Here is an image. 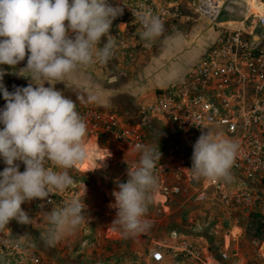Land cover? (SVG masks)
<instances>
[{"label":"clouds","instance_id":"obj_1","mask_svg":"<svg viewBox=\"0 0 264 264\" xmlns=\"http://www.w3.org/2000/svg\"><path fill=\"white\" fill-rule=\"evenodd\" d=\"M125 6L123 0L115 6L109 0H0V65L15 69L27 57L26 66L15 74L30 80L27 87L14 86L9 92L3 83L7 73L0 69V94L6 101L0 108V157L7 166L0 171V230L12 220L32 224L24 203L48 200L77 183L68 170L88 157V126L77 103L55 85L81 69L106 65L116 58V38L110 30ZM131 10L146 45L164 36L159 15L143 5ZM102 37L107 41L100 47ZM46 83L50 86L45 87ZM134 147L140 153L138 164L129 167L126 182L115 181L118 190L112 192L115 204L111 207L117 209L113 224L120 225L125 235L150 227L145 216L150 193L157 187L154 173L161 158L156 144ZM238 149L232 140L204 132L193 145L192 167L186 170L197 179L231 182ZM18 161L26 166L25 171H20ZM48 202L54 207L42 213L50 227L41 239L45 246L55 247L88 220L86 205L78 198L63 207Z\"/></svg>","mask_w":264,"mask_h":264},{"label":"crops","instance_id":"obj_2","mask_svg":"<svg viewBox=\"0 0 264 264\" xmlns=\"http://www.w3.org/2000/svg\"><path fill=\"white\" fill-rule=\"evenodd\" d=\"M123 20L125 21L117 20L116 28L119 30H125L120 26L125 25ZM167 37L171 38L167 44L163 42L164 39L151 43L150 54H147L148 60H145L146 56L141 59L140 54L129 58L126 51L117 48L116 58L109 64H97L81 69L71 79L57 83L55 87L77 103L80 115L84 108L90 106L122 113L140 124L149 135L151 145L158 146L160 156L167 155L171 159H180L186 155V150L180 147L172 130L153 118L140 116L138 111L141 106L150 105L155 101L157 91L183 82L187 72L205 58L213 42L207 43L196 38L194 34L188 35L183 31H174ZM106 41L107 37H102L99 46L103 47ZM26 64L27 57L15 69L8 65H0V69L7 73L3 83L9 92L14 91V86L29 85V79L15 74ZM143 64L145 65L142 66ZM139 67L144 68L143 76L137 69ZM136 74L141 76V81L132 79L137 76ZM49 86L45 84V87ZM91 96H95L96 100H90ZM5 105L6 101L0 94V108ZM2 127L0 125V128ZM94 140L98 148L106 151L107 157L96 169L88 170V173L69 171L79 183L60 193L66 203L74 198L84 200L88 220L73 233L66 235L55 247H48L41 236L47 234L50 225L43 222L42 213L50 212L54 206L45 204L43 200L26 202L22 208L34 222L30 225H21L12 220L6 229L0 230V238H10L24 242L28 246L32 245L30 257H35L38 263H34L33 258H25L16 252L0 249V264H42L40 257L49 254L56 256L55 264H141L142 259L138 256L146 252L148 258L144 264H155L150 260L149 254L153 241L168 240L169 232L172 230L183 231L200 246L209 248L214 259L222 264H253L254 248L250 243L251 234L246 230L244 223L233 219L212 189L203 192L205 198H202L201 193L191 190L162 204L164 199L160 198L156 187L153 190V199L148 204V210L151 212L145 216L150 227L136 235H125L120 225L113 224L117 209L111 207L115 204L112 192L114 189L118 190L115 181H127L129 167L138 164L139 160H134L139 159L140 153L117 144L106 134L100 135L97 139L87 135V147ZM17 163L20 171H25L26 166L23 162ZM3 170L0 165V171ZM240 178L246 182L243 177ZM246 184L252 188H259L264 194V186L259 183ZM103 216H107V221L101 219ZM161 225H165L168 231L163 237H160L158 232ZM215 227L222 228L219 235H215ZM110 231L115 233L114 236L109 235ZM150 241L152 244H149ZM78 243L81 244L77 245ZM224 251L229 253L228 260H222L220 257V253ZM164 254L165 260L160 264H203L184 259L182 256L175 258L168 250H164Z\"/></svg>","mask_w":264,"mask_h":264},{"label":"built area","instance_id":"obj_3","mask_svg":"<svg viewBox=\"0 0 264 264\" xmlns=\"http://www.w3.org/2000/svg\"><path fill=\"white\" fill-rule=\"evenodd\" d=\"M125 4L129 8L124 7L123 21L126 28L132 21L130 27L136 30L137 36H140L137 30L141 25L131 9L137 11L143 5L159 15L164 24L180 18L175 5L160 8L151 0H126ZM222 9L215 6V0H197L195 14L214 24L216 33L207 55L187 72L183 82L157 91L155 101L141 106L138 114L170 128L180 147L186 150V155L180 159L160 156L154 174L158 181V195L164 199L162 204L191 190L201 193L202 198L207 190H214L234 220L244 223L247 231L255 227L250 235L254 248L253 264H264V194L259 188L246 184L256 182L264 186V15H250L242 22L245 26L231 28L227 23H218ZM110 31L115 38L121 39L125 30L117 28L116 31L112 26ZM81 116L88 126L87 135L94 139L106 134L117 144L133 151H136L134 146L137 143L151 145L149 135L140 124L122 113L90 106L82 110ZM210 128L217 129V133L223 130L229 140L239 145L231 182L197 179L186 170L192 167L193 145ZM0 165L7 167L2 157ZM68 171L89 172L81 171L79 165ZM48 200L60 207L66 204L60 193L51 195ZM48 200L43 201L53 205ZM220 231L222 228L215 227V235ZM0 249L31 258L28 248L10 238H0ZM164 250L172 252L175 258L182 256L203 264H222L214 259L209 248L200 246L183 231L172 230L168 240L153 241L150 260L155 264L162 263ZM220 257L228 260V251L221 252ZM32 258L38 263L35 257Z\"/></svg>","mask_w":264,"mask_h":264},{"label":"rangeland","instance_id":"obj_4","mask_svg":"<svg viewBox=\"0 0 264 264\" xmlns=\"http://www.w3.org/2000/svg\"><path fill=\"white\" fill-rule=\"evenodd\" d=\"M125 1L126 0H123L124 3H125ZM151 1H154L155 3H157L158 7H160V8H167V7H171L172 5H175V7H176L175 10H177V13L180 15V18L176 17L175 20H172L171 22L165 23L164 24V26H165L164 36L157 38L153 42L163 40L165 37H167L169 34L173 33L174 31L175 32L176 31H183L185 34H188V35L194 34L195 36H197L196 38L205 40L207 43H210V42L212 43L213 40L215 39L216 33H215V29H214V24L210 23L206 19L201 18L195 14L194 8H195V5L197 4V0H151ZM262 1L264 2V0H262ZM117 2H118V0H109V3L112 4L113 6H115ZM244 2L245 1H242V0H225L221 16L218 19V23H227V21L232 20V21L236 22V24L234 26H231L229 23H227L226 25H229V27H231V28H233V27L234 28H238V27L240 28L241 26H245L246 24L243 25L241 22L244 21L245 17H249L250 15L248 12V8L246 7ZM235 3H237V4H235ZM250 4L251 3H249V2L247 3V5H250ZM119 19L120 20L125 19V17H122V16L118 17L116 20L113 21L112 26L116 27L117 20H119ZM131 23H132V21L128 22L127 28H126V26H127L126 23H125V25L123 24L121 26L123 29H125L124 34L121 35V39L116 38V41L120 40L123 44L118 42V44H116V45L117 46L119 44H121V45L117 48L118 49L121 48L124 51H126V54L128 55L129 58L133 57L135 54L136 55L140 54L139 57L141 59H143L146 56L145 60H148L147 57H149V55H147V54H150L149 51L151 50V46L146 45V42L143 41L140 38V36L136 35V30H134V29H132V27H130ZM201 25H205V26H201ZM114 31H115V29H114ZM116 31H117V28H116ZM257 33H259V32H257ZM110 35L113 36L112 32H110ZM144 65L145 64H143L142 66H144ZM137 69L141 73V76H143L142 73H143L144 68L139 67ZM141 76H139V74H138L135 78L132 77V79L137 80V81H141L142 80ZM208 131H211L215 135H220L222 138H227V136L223 132V130H219V133H217L218 132L217 129L210 128V129H208ZM90 146H96L97 147L95 141L92 142L90 144ZM137 160H139V159H135L134 161H137ZM153 194H154L153 191H151V193H150L151 199H153L152 198L154 196ZM150 212H151L150 210L147 211L148 214H150ZM106 218H107V216L101 217V219L103 221H107ZM191 224H193V223H191ZM254 228H248V231L252 233L255 231ZM166 231H167V229H165V225H161L159 230H158L160 237H163L165 235V233L168 232V231L167 232ZM114 234H115L114 232H111V231L109 232L110 236H114ZM144 237H145V235H144ZM146 237H148V236H146ZM12 240H14V239H12ZM14 241H16V240H14ZM148 242L149 241L147 239L146 243H148ZM22 244L26 248H28L29 250L33 249L32 245L28 246L24 242H22ZM80 244L78 243L77 245H80ZM149 244H152V241H150ZM146 253L138 256L140 259H142L141 264H144L145 260L148 258V252H146ZM131 256L133 258V254ZM40 260H41V262H43L42 264H55L56 263V256L55 255L51 256V254H49L48 256H41ZM134 262H136V261H134Z\"/></svg>","mask_w":264,"mask_h":264},{"label":"bare ground","instance_id":"obj_5","mask_svg":"<svg viewBox=\"0 0 264 264\" xmlns=\"http://www.w3.org/2000/svg\"><path fill=\"white\" fill-rule=\"evenodd\" d=\"M211 1L213 2V0ZM224 1L225 0H215V6L222 9L224 7ZM242 1H245L244 3L246 7L248 8L249 15H253V14L261 15V16L264 15V4L261 1L259 0H242ZM248 2L251 4L247 5ZM227 23H229L231 26H234L236 24V22L232 20L227 21ZM87 150H88L87 159L82 164L79 165L81 171L83 172H86L90 170L91 168L96 169L98 165L107 157L106 151L96 146H88Z\"/></svg>","mask_w":264,"mask_h":264},{"label":"trees","instance_id":"obj_6","mask_svg":"<svg viewBox=\"0 0 264 264\" xmlns=\"http://www.w3.org/2000/svg\"><path fill=\"white\" fill-rule=\"evenodd\" d=\"M249 234H251V232H248Z\"/></svg>","mask_w":264,"mask_h":264}]
</instances>
